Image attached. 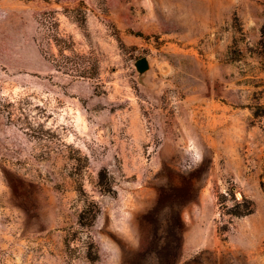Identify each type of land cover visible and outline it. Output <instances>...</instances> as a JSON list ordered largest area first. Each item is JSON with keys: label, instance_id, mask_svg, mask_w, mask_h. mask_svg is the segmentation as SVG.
Instances as JSON below:
<instances>
[{"label": "rangeland", "instance_id": "1", "mask_svg": "<svg viewBox=\"0 0 264 264\" xmlns=\"http://www.w3.org/2000/svg\"><path fill=\"white\" fill-rule=\"evenodd\" d=\"M263 17L0 0V264H264Z\"/></svg>", "mask_w": 264, "mask_h": 264}, {"label": "trees", "instance_id": "2", "mask_svg": "<svg viewBox=\"0 0 264 264\" xmlns=\"http://www.w3.org/2000/svg\"><path fill=\"white\" fill-rule=\"evenodd\" d=\"M258 54L264 56V17H263V25L260 31V40L258 42ZM254 212V205L250 200L246 198H242V202H236L235 206L232 210H228L226 213L228 215H232L235 217H244L250 215Z\"/></svg>", "mask_w": 264, "mask_h": 264}, {"label": "water", "instance_id": "3", "mask_svg": "<svg viewBox=\"0 0 264 264\" xmlns=\"http://www.w3.org/2000/svg\"><path fill=\"white\" fill-rule=\"evenodd\" d=\"M135 68L139 74H143L149 68L148 61L145 58H141L135 62Z\"/></svg>", "mask_w": 264, "mask_h": 264}]
</instances>
